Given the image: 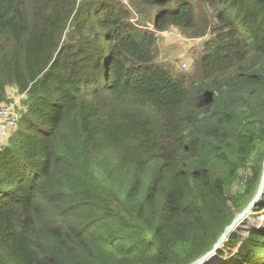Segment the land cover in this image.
<instances>
[{
  "label": "trees",
  "instance_id": "trees-1",
  "mask_svg": "<svg viewBox=\"0 0 264 264\" xmlns=\"http://www.w3.org/2000/svg\"><path fill=\"white\" fill-rule=\"evenodd\" d=\"M171 29L207 38L187 71ZM8 89L0 264H191L262 177L264 0H0ZM252 214L206 264H264Z\"/></svg>",
  "mask_w": 264,
  "mask_h": 264
},
{
  "label": "rangeland",
  "instance_id": "rangeland-1",
  "mask_svg": "<svg viewBox=\"0 0 264 264\" xmlns=\"http://www.w3.org/2000/svg\"><path fill=\"white\" fill-rule=\"evenodd\" d=\"M122 1L126 3V0ZM206 39L207 38H187L173 29L166 33L164 32L158 35V61L171 65L176 71H187L194 59L201 54ZM182 64L186 65L185 69H183ZM0 107L8 108L14 115H19L24 108L16 92L11 89L7 90V102ZM1 140L2 138L0 136V142ZM253 215L254 214L251 213L246 219L250 225L258 226L261 218L257 215ZM243 228L246 229L247 225Z\"/></svg>",
  "mask_w": 264,
  "mask_h": 264
},
{
  "label": "water",
  "instance_id": "water-1",
  "mask_svg": "<svg viewBox=\"0 0 264 264\" xmlns=\"http://www.w3.org/2000/svg\"><path fill=\"white\" fill-rule=\"evenodd\" d=\"M263 193H264V165H263L262 177L253 200L241 213H239L234 217L232 222L224 229L223 233L220 235L219 239L214 244L213 248L191 264H206L215 255V253L222 247L227 237L240 225V223L243 220H245L248 217V215L252 213V210L255 208V205L258 203Z\"/></svg>",
  "mask_w": 264,
  "mask_h": 264
},
{
  "label": "built area",
  "instance_id": "built-area-1",
  "mask_svg": "<svg viewBox=\"0 0 264 264\" xmlns=\"http://www.w3.org/2000/svg\"><path fill=\"white\" fill-rule=\"evenodd\" d=\"M182 66L183 69L186 68L185 64H182ZM16 119L17 115H14L8 108L0 107V136L2 138L0 145L5 143L11 132L16 129Z\"/></svg>",
  "mask_w": 264,
  "mask_h": 264
}]
</instances>
